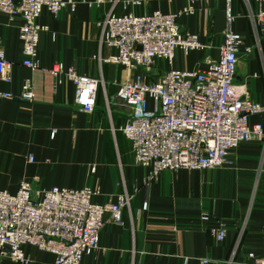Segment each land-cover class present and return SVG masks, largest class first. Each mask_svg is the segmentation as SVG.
Returning a JSON list of instances; mask_svg holds the SVG:
<instances>
[{
	"label": "crops",
	"instance_id": "obj_1",
	"mask_svg": "<svg viewBox=\"0 0 264 264\" xmlns=\"http://www.w3.org/2000/svg\"><path fill=\"white\" fill-rule=\"evenodd\" d=\"M77 11L53 15L47 10L39 19L46 27L40 35L39 69L22 66L20 19L0 13V49L13 64L12 80H0V93L18 96L26 82L33 86V103L0 98V190L18 192L22 181L38 192L52 188H90L98 191L94 202H128L122 223L104 215L99 249L82 264H246L249 254L264 256V141L240 144L222 168L165 171L151 176L137 166L130 142L122 132L129 118L127 108L116 102L120 85L131 73L106 62L115 50L103 41L99 23L108 14L150 15L180 12L188 0H144L124 10L126 0L109 2L76 0ZM236 20L232 28L244 36L233 94L264 105V34H258L245 0H233ZM192 16L178 20L181 32L198 36L207 48L189 55L178 49L173 65L164 71L206 69L219 56L226 27V0H198ZM57 63L78 74L100 80L97 105L91 114L74 103L75 86L69 80L56 84L51 70ZM250 123L264 124V114ZM58 130L55 138L51 131ZM34 157L28 162V157ZM209 216L210 221H203ZM225 229L219 242L212 233ZM29 264H54L55 257L25 247ZM0 264H16L0 261Z\"/></svg>",
	"mask_w": 264,
	"mask_h": 264
},
{
	"label": "built area",
	"instance_id": "obj_2",
	"mask_svg": "<svg viewBox=\"0 0 264 264\" xmlns=\"http://www.w3.org/2000/svg\"><path fill=\"white\" fill-rule=\"evenodd\" d=\"M118 0H95L113 6ZM144 0H126L123 8H137ZM165 1V0H160ZM173 1V0H168ZM198 0L180 12L150 15L110 13L99 23L103 41L115 54L106 62L125 67L131 75L120 85L116 102L127 108L129 118L121 129L131 144L137 166L149 168L157 178L165 171L210 170L224 167L242 143L264 141V124L250 123L255 115L264 114V105L249 98H237L233 86L244 49V36L232 26L236 20L233 0H226V27L217 59L206 69L164 71L162 63L173 65L178 49L189 55L207 47L197 35L181 32L178 20L192 16ZM257 35L264 34V0H245ZM76 0H0V13L11 20L20 19L23 45L22 66L39 69L40 35L47 28L39 24L43 12L53 15L66 10L77 11ZM13 64L0 49V80L10 83ZM56 84L64 80L75 86L74 103L86 114L94 112L100 80L78 74L73 67L57 63L51 70ZM1 99H18L33 103L35 93L26 82L20 94L0 93ZM58 130L51 131L55 138ZM30 155L28 162H33ZM99 194L90 188H52L35 191L30 182L22 181L18 192L0 190V261L29 264L25 247H33L55 257L54 264H82L85 256L99 249L104 215L122 223L123 208L128 202L120 196L116 203L94 202ZM209 222V216H203ZM217 240L226 238L225 229H213ZM246 264H264V256L249 254ZM207 264V260H201ZM227 264H233V259Z\"/></svg>",
	"mask_w": 264,
	"mask_h": 264
},
{
	"label": "water",
	"instance_id": "obj_3",
	"mask_svg": "<svg viewBox=\"0 0 264 264\" xmlns=\"http://www.w3.org/2000/svg\"><path fill=\"white\" fill-rule=\"evenodd\" d=\"M198 69H196V71H197Z\"/></svg>",
	"mask_w": 264,
	"mask_h": 264
}]
</instances>
